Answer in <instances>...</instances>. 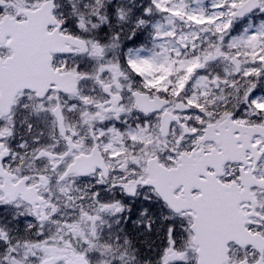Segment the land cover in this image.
<instances>
[{"label": "snow or ice", "instance_id": "1", "mask_svg": "<svg viewBox=\"0 0 264 264\" xmlns=\"http://www.w3.org/2000/svg\"><path fill=\"white\" fill-rule=\"evenodd\" d=\"M0 264H264V0H0Z\"/></svg>", "mask_w": 264, "mask_h": 264}]
</instances>
